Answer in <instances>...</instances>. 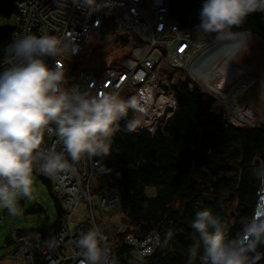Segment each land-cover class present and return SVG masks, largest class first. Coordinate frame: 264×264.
<instances>
[{
    "label": "built area",
    "instance_id": "1",
    "mask_svg": "<svg viewBox=\"0 0 264 264\" xmlns=\"http://www.w3.org/2000/svg\"><path fill=\"white\" fill-rule=\"evenodd\" d=\"M14 7V40L34 34L53 35L61 41L62 53L55 59L46 58V62L50 67L59 64L63 68L66 87L78 85L91 95L118 92L121 97L137 98L140 110L136 115L142 126L136 132L153 133L173 115L174 88L179 81L175 74L180 71L187 77L190 90L198 89L212 99L210 111L226 124L253 128L264 119V113L239 100L259 77L250 69L240 74L232 67L221 68L225 58L217 64V38L202 36L196 23L181 26L170 12L169 0H110L109 7L90 15L77 8L73 0H17ZM105 25L112 28L110 33L119 44L130 36L138 40L129 44L127 55L98 71L77 66L91 36L99 34ZM4 67L7 65L0 63V71ZM53 146L58 152L63 150L62 141L46 133L42 148L50 150ZM73 168L54 178L34 170L50 180L51 191L60 202V223L49 235H19L15 249L0 259V264H87L78 241L95 226L107 237L101 264H118L112 251L115 237L111 228L123 234L136 260L143 261L155 253L161 241L157 228L142 230L122 220H103V216L120 210L121 198L111 172L101 171L100 158L82 157ZM79 205H83L80 217L75 215ZM52 237L55 246L45 243Z\"/></svg>",
    "mask_w": 264,
    "mask_h": 264
},
{
    "label": "clouds",
    "instance_id": "2",
    "mask_svg": "<svg viewBox=\"0 0 264 264\" xmlns=\"http://www.w3.org/2000/svg\"><path fill=\"white\" fill-rule=\"evenodd\" d=\"M73 3L89 15L110 6V0ZM255 12H264V0H204L196 30L215 33L218 39L231 37L233 27ZM63 50L56 36L28 34L8 44L0 58L7 65L0 71V208L13 216L23 214L21 199L33 198L34 170L52 178L74 171L73 165L82 157L110 155L121 121L124 131L130 133L142 126L136 115L140 110L136 97L123 99L118 92L91 95L78 85L66 87L63 68L46 62ZM46 133L62 141V151L55 146L42 148ZM251 174L264 191V161ZM191 228L196 235L187 249L186 264H250V254L258 258L257 246L264 245V213L258 212V206L251 216L241 218L240 229L232 238H226L228 222L208 208L195 213ZM173 236L169 229L163 245ZM106 240L98 226L80 237L87 264H101ZM45 243L55 246V237Z\"/></svg>",
    "mask_w": 264,
    "mask_h": 264
},
{
    "label": "trees",
    "instance_id": "3",
    "mask_svg": "<svg viewBox=\"0 0 264 264\" xmlns=\"http://www.w3.org/2000/svg\"><path fill=\"white\" fill-rule=\"evenodd\" d=\"M203 3L169 0V9L181 26L198 24ZM6 20L0 16V25L13 24ZM111 29L105 25L100 30L105 43L91 54L94 63L88 70L98 71L109 64L107 59L115 49ZM246 30L264 40V12L250 14L242 25L233 27L232 33ZM13 40L11 33L0 40V57ZM137 40L136 36L126 37L127 44ZM87 62L81 58L77 66L83 68ZM174 92L176 109L155 132H126L125 122L121 121V130L112 138L110 155L99 157L101 168L111 170L109 176L118 188L120 220L142 230L157 228L160 233L155 253L138 261L130 254L123 234L111 228L115 236L112 251L118 264H186L187 249L196 235L191 228L196 212L208 208L222 216L229 225L226 238H232L240 229L241 218L251 216L256 209L259 186L251 173L264 161V122L253 128L226 124L210 111L212 99L198 89L190 90L185 76L179 79ZM38 175L52 193L50 180ZM150 188L155 191L153 195L148 193ZM52 195L57 221L50 228L19 235L45 236L57 230L61 208L58 198ZM169 229L174 236L165 246Z\"/></svg>",
    "mask_w": 264,
    "mask_h": 264
},
{
    "label": "rangeland",
    "instance_id": "4",
    "mask_svg": "<svg viewBox=\"0 0 264 264\" xmlns=\"http://www.w3.org/2000/svg\"><path fill=\"white\" fill-rule=\"evenodd\" d=\"M13 21L14 17L12 15L6 20V22L11 23H13ZM201 35L204 37L217 38V34L213 33L208 34L202 32ZM111 36L114 39L115 49L110 53L107 59L108 63H110L114 59H120L121 57L127 55V47L129 46V44L127 43L119 44V39L115 37V34H112ZM255 40V38H252L251 43L244 46V48H241L240 50L236 51V54H234L232 58L233 61L236 62L239 66H245L248 70L250 69V71L254 75L259 77V79L244 92V95L239 97V100L243 102H248L253 107L255 112L262 114L264 113V40L258 39L260 43L259 45L254 42ZM100 43L104 44L105 41L102 40L99 34H94L91 36L90 40L88 41L85 47V50L81 55V58H83V60L87 59L88 61L86 64H83V68L89 69L92 63H94V58H92L91 54L97 53L96 51H93L97 49ZM218 44L222 45L225 44V42L219 41ZM245 47L247 48V52L243 51ZM222 57L223 54H221L220 57L217 58V64ZM175 76L179 79L183 78L184 72H177ZM121 98L128 99L125 97ZM262 122H264V119L262 120ZM33 179V198H25L19 201V205L23 210L22 215L13 216L9 214L7 210L0 208V259L7 258L8 254L13 249H15L17 244L16 241L18 239L19 234H27L32 230L50 228L58 219V211L55 206V197L47 188L43 179L35 172L33 173ZM154 192L155 191L152 188L148 189V193L150 195H153ZM34 209L39 211H35ZM82 209L83 205H79L78 209L75 212V215L80 217ZM231 209L234 210V206H232ZM114 213L115 214L112 216H103V220L108 222H115L117 220H120V217H122V213ZM109 231H111V229ZM117 231V228L114 229V232ZM114 232H112L111 234L114 235ZM9 240H11L10 243L8 242ZM116 244H119V241H117Z\"/></svg>",
    "mask_w": 264,
    "mask_h": 264
},
{
    "label": "bare ground",
    "instance_id": "5",
    "mask_svg": "<svg viewBox=\"0 0 264 264\" xmlns=\"http://www.w3.org/2000/svg\"><path fill=\"white\" fill-rule=\"evenodd\" d=\"M14 4H15V2H14ZM14 8L15 7L13 6V10H12L11 15L14 12ZM1 17H3V16H1ZM13 17H14V14H13ZM3 18H5V17H3ZM10 25H13L15 27V19L13 21V24H10ZM252 38H255L257 40V41L255 40L256 42H258V39L259 40L261 39V37L260 38H259V36L257 37V35L253 34L252 32H243V33H239V34H233L231 37H225L223 39H218L217 38L218 43H219V41L220 42H222V41L225 42V44L219 45L217 43V45H216V48H217L216 57L219 58L220 54L222 53L223 57L221 58V60L223 58H225V60L220 64V67L221 68L232 67L239 73L241 71L246 72L248 69L246 67L241 66V65L238 66V65L234 64L235 62L233 61L232 57H233L234 54H236L235 53L236 51L240 50L241 48H244V46H246L249 43H251ZM214 57H215V54L212 55V58H214ZM226 61L228 63H226ZM240 74H242V73H240ZM233 107H235V105H233Z\"/></svg>",
    "mask_w": 264,
    "mask_h": 264
},
{
    "label": "water",
    "instance_id": "6",
    "mask_svg": "<svg viewBox=\"0 0 264 264\" xmlns=\"http://www.w3.org/2000/svg\"><path fill=\"white\" fill-rule=\"evenodd\" d=\"M15 1L16 0H0V16L8 18L12 13ZM13 29H14V26L8 23L0 25V40L5 39L9 35V33L13 31ZM243 32H248V31L246 30V31H241V32H235L233 34H239ZM121 43L125 44L126 38H122ZM257 200L258 202L256 205V209L258 206V212L264 213V191L258 190ZM8 242H10V240ZM257 252L259 253L258 258L256 257L255 254H250L253 257V259L250 261V264H264V245H258Z\"/></svg>",
    "mask_w": 264,
    "mask_h": 264
},
{
    "label": "crops",
    "instance_id": "7",
    "mask_svg": "<svg viewBox=\"0 0 264 264\" xmlns=\"http://www.w3.org/2000/svg\"><path fill=\"white\" fill-rule=\"evenodd\" d=\"M261 40H263V39H261ZM257 45H259L260 43H259V41L258 42H256V41H254ZM261 50H262V48H261ZM241 66H243V65H241ZM243 67H245V66H243Z\"/></svg>",
    "mask_w": 264,
    "mask_h": 264
}]
</instances>
